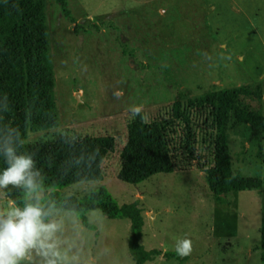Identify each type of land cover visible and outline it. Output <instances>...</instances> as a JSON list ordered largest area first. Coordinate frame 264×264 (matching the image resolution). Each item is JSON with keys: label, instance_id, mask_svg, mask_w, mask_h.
Here are the masks:
<instances>
[{"label": "rangeland", "instance_id": "rangeland-1", "mask_svg": "<svg viewBox=\"0 0 264 264\" xmlns=\"http://www.w3.org/2000/svg\"><path fill=\"white\" fill-rule=\"evenodd\" d=\"M104 1L82 0L78 8L75 0H68L77 22L82 20L88 29L90 22L100 25L99 30L76 33L56 2L45 0L57 125L28 132L24 142L51 140L57 135H112L115 143L102 163V178L72 183L59 188L61 193L80 196L103 185L118 203L138 199L144 218L141 243L146 249L177 251L178 245L187 240L189 246L182 254L187 257L186 264H264L259 248L264 185L259 190H233L224 195L210 191L196 164L212 158L210 139L215 130L209 126L206 114H190L196 131L197 161L172 172L153 174L136 184L118 178L119 154L125 142L126 123L133 117L132 109L138 108L146 121L169 117L176 87L168 81L163 67L140 64L139 61L153 65L139 49L134 56L123 51L124 45L134 48L122 40L124 36L113 17L96 18L95 12L85 9H98ZM130 33L127 32L129 39ZM262 109L264 114V101ZM203 122L207 127L202 126ZM224 129L232 168L243 175L264 178V165L257 155L256 143L249 139V128L234 125L229 118ZM7 200L0 191V207ZM86 216L94 229L85 227L77 216L79 228L66 218L61 233L71 252L78 256V264H133L127 249L129 219L108 218L98 209L87 211ZM144 264H177V260L157 256Z\"/></svg>", "mask_w": 264, "mask_h": 264}, {"label": "trees", "instance_id": "trees-1", "mask_svg": "<svg viewBox=\"0 0 264 264\" xmlns=\"http://www.w3.org/2000/svg\"><path fill=\"white\" fill-rule=\"evenodd\" d=\"M54 1L61 15L73 25L74 32L100 29L97 22H90L89 29L77 22L67 0ZM45 6V0H0V130L13 127L23 141L28 132L48 130L57 125L55 75L50 63ZM123 51L134 56V49L126 45ZM139 62L145 67L159 68ZM164 72L169 75L168 68H164ZM168 81L176 87L170 116L146 121L139 111L126 123L118 178L136 184L153 174L172 172L197 161L196 131L190 114H206L209 126L215 130L210 139L212 158L196 164L203 171L210 191L224 195L233 190H259L264 178L243 175L232 168L224 126L229 118L234 125L247 126L249 139L256 143L257 155L264 165V74L254 82L212 88L197 95H189L177 82ZM204 122L202 126L207 127ZM114 143V137L106 133L57 135L51 140L24 142L21 150L34 154L44 184L58 207L75 211L85 227L95 228L86 216V212L93 209L100 210L108 218L129 219L127 249L133 264H144L157 256L175 258L177 264H186L187 257L178 251L146 249L141 243L144 218L138 199L118 203L103 185L80 196L58 190L75 182L101 179L102 163L113 150ZM4 193L9 200L23 199L19 190L9 188ZM259 232L261 261L264 262V218Z\"/></svg>", "mask_w": 264, "mask_h": 264}, {"label": "crops", "instance_id": "crops-1", "mask_svg": "<svg viewBox=\"0 0 264 264\" xmlns=\"http://www.w3.org/2000/svg\"><path fill=\"white\" fill-rule=\"evenodd\" d=\"M106 2L85 9L96 18L113 17L122 40L148 62L168 68V77L189 95L254 82L264 74V0Z\"/></svg>", "mask_w": 264, "mask_h": 264}, {"label": "clouds", "instance_id": "clouds-1", "mask_svg": "<svg viewBox=\"0 0 264 264\" xmlns=\"http://www.w3.org/2000/svg\"><path fill=\"white\" fill-rule=\"evenodd\" d=\"M132 111L135 115L139 109ZM23 143L17 129L0 130V191L23 193L21 201L10 199L0 207V264H78V256L61 238L65 219L71 218L78 229V217L51 198L34 154L21 150ZM188 246L184 240L177 251L185 254Z\"/></svg>", "mask_w": 264, "mask_h": 264}]
</instances>
